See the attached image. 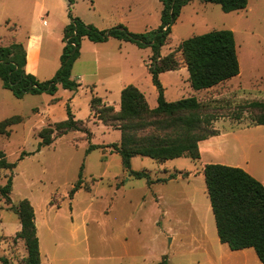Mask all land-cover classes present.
<instances>
[{"label": "rangeland", "instance_id": "obj_1", "mask_svg": "<svg viewBox=\"0 0 264 264\" xmlns=\"http://www.w3.org/2000/svg\"><path fill=\"white\" fill-rule=\"evenodd\" d=\"M161 12V0H76L71 9L73 16L98 29L122 24L131 32L156 29ZM69 21L66 0H0V45L24 44L30 32L41 35L40 69L51 72L54 68L52 78L61 65L63 30ZM212 29L233 31L239 74L205 91L185 83L189 75L186 68L169 71L162 76L167 90L164 96L170 101L195 96L204 106V113L215 117L212 127L220 120L253 124L259 110L246 103L264 101V0H248L246 8L230 12L222 11L216 3L191 0L173 23L161 55L176 49L182 40ZM52 38L60 41H50ZM97 44L106 49L121 44L129 60L123 73L130 62L143 86L154 89L146 68L150 47L113 37ZM93 46L87 38L81 40L80 52L84 54L75 60L73 73L83 66H93L86 54ZM177 58L181 60L179 53ZM100 67L99 75L103 76L104 66ZM56 86L54 94L26 93L16 98L0 80V121L12 115L23 117L22 122L11 126L8 136L0 134V150L9 162L16 163L13 169H0V186L12 176L11 203L0 195V256L7 257L10 264H24L26 249L23 240L15 237L20 225L10 206L27 198L36 209L40 232L48 233L46 226H53L54 236L43 238L46 248H53L54 241L60 247L72 240L69 223L79 228L80 236H84V230L89 248L82 246L77 254H66L69 260L78 257L77 264H158L163 257L167 264H262L252 247L231 250L220 241H206L214 236L216 228L211 207L205 205L209 201L200 161L179 157L158 162L150 157H134L131 167L145 170L153 178L165 175L164 169L174 166L190 173L185 179L156 182L147 191V179L132 176L127 180L120 155L106 149L119 140V130L87 119L90 106L84 93L71 101L76 90L59 83ZM89 89H85L87 95H91ZM97 90L104 93L100 83ZM112 99L118 104L120 96ZM67 105L75 118L88 120L91 138L73 130L57 136L49 145H39L37 132L53 121L66 119ZM22 151L29 154L20 158ZM80 172L82 187L70 196ZM154 195L161 198L165 212L152 210Z\"/></svg>", "mask_w": 264, "mask_h": 264}, {"label": "trees", "instance_id": "obj_2", "mask_svg": "<svg viewBox=\"0 0 264 264\" xmlns=\"http://www.w3.org/2000/svg\"><path fill=\"white\" fill-rule=\"evenodd\" d=\"M191 0H161V23L156 29L146 32H131L118 24L108 29H98L71 13L76 0H66L69 23L63 30L60 67L55 75L40 81L35 75L25 71L26 51L22 43L13 42L0 45V80L16 98L26 93L54 94L59 83L63 88L77 90L80 83L71 77L75 60L80 55L81 40L85 37L93 42H104L109 37L131 41L139 47H150L151 56L147 70L157 89V106L150 108L144 94L129 84L121 90L120 106L101 102L92 96L90 105L94 116L107 125L120 130V140L108 144L118 153L123 168L135 178L153 180L145 170H133L131 158L145 156L157 161L181 156L197 160L200 157L198 142L217 133L212 127L215 117L204 113V106L195 96L182 97L174 101L166 100L159 74L185 66L188 80L194 90L215 86L239 74V60L234 33L231 29H212L182 40L176 49L161 55V48L167 43L171 27L181 13L183 6ZM216 3L222 11L230 12L246 8L248 0H199ZM180 54L181 60L177 58ZM246 106L259 110L255 123L264 124V101H249ZM68 117L42 127L37 135L39 145H49L57 136L69 131H81L88 139L92 132L86 121L76 119L67 105ZM23 121L21 115H12L0 121V134L8 136L11 126ZM93 145H90L91 149ZM29 152L22 151L20 158ZM16 163L9 162L0 150V169H13ZM206 192L210 200L222 243L231 250L252 247L264 264V184L240 167L224 164H206L203 169ZM177 172L171 173L173 178ZM167 179V178H165ZM161 179V180H165ZM82 187L81 172L69 195ZM12 176L0 186V195L7 204L11 203ZM10 208L17 215L20 229L15 237L23 239L26 249L24 264H40L39 241L35 223V212L27 198L20 199ZM1 264H10L9 259L0 256ZM158 264H167L166 258Z\"/></svg>", "mask_w": 264, "mask_h": 264}, {"label": "crops", "instance_id": "obj_3", "mask_svg": "<svg viewBox=\"0 0 264 264\" xmlns=\"http://www.w3.org/2000/svg\"><path fill=\"white\" fill-rule=\"evenodd\" d=\"M40 16L42 17L43 15H40ZM84 22H88V21H84ZM43 24L46 25L45 20L43 21ZM41 38H42L41 35H36L30 32L29 35L27 36L25 43L23 44L25 47V51H26L25 71L27 73H31L35 75L38 79H39V76L41 78L47 79V78H50V76H52L54 72V68L51 70V72L50 70L40 69L39 61H40V55H41V50H42ZM52 40H54V38H52L50 41ZM58 40L60 41V39H57L54 41L58 42ZM91 42H92V45L94 46L92 47V50L87 52L86 54H87V61H91L93 63V66L88 67V68L86 66H83L79 68V71L75 73L72 72L73 68L71 70V77L76 79L80 83V86L74 92L77 95H74L71 101H74L76 97H80L81 94L84 93V96L89 100L88 103L90 106V113L87 117L88 120L89 118H93V120H96L102 123L106 127H114L111 125L104 124L99 119L94 117L93 112L91 111V105H90L91 98L92 96L99 97L102 103L107 104V105H113L115 110H118L120 106V101L118 102V104H116V101L112 99V96H120L121 90L129 84L136 86L144 94L147 104L150 108H154L157 106V90L155 86L152 84L154 86V89L151 86L148 87L147 85L146 87H144L141 81H139V78H140L139 73L135 72L130 62H129V65H127V69L125 70V73H123V66L128 59L125 55V52H126L125 50H124L125 52L123 53V47L121 44L118 45L116 48L106 49V48H103V46L98 45L97 43L99 42H93V41ZM62 43H63L62 44V47H63L64 42L62 41ZM53 44L55 45L54 48H56L55 42H53ZM83 54H84L83 52L82 53L80 52V55L77 58V60H80L83 57L82 56ZM100 65L104 66L103 69L105 70V75L103 74V76L99 75V70L101 69ZM182 68H186V67L182 66L178 69H175V71L177 70L180 71ZM169 71H174V70H169ZM169 71H164L159 74V79L162 82L163 87H164V95H166L167 90H166V86L164 82L162 81V76L166 75V73ZM147 73L150 75L149 72ZM124 75L127 77L126 81L123 79ZM91 76L97 77V79L95 81L88 80V77H91ZM188 81L189 80L187 77L185 80V83L186 84L189 83ZM97 83L98 84L100 83L102 85L104 93H100L98 90L96 91ZM222 83L224 82H221L219 84H222ZM215 86L206 88L205 91L212 89ZM87 88H90L89 90H90L91 95H87V92L85 90ZM52 101H56V98H53ZM36 114H38V112H36ZM87 119L85 120L82 119V120L88 122ZM54 122H57V121H53L52 123ZM213 128L217 130L216 134L210 135L209 137L204 138L198 142V149H199L200 157L196 161H200L202 173H203L204 166L206 164H210V163L224 164V165H229V166L240 167L246 172H248L250 175H252L255 179H257L258 181L264 184V124L232 123L230 121L226 122L224 120H220V121L215 122ZM106 149L113 152V150L109 146H107ZM134 157L136 156H133L131 158V166H132V160ZM181 157H186V156H181ZM165 161H158V162H165ZM103 163L106 164L108 163V161L103 160ZM131 168L133 170H137L135 167H131ZM186 170L187 169L174 166L173 169L171 168L164 169L165 175L163 176L156 177V178H153L152 176H150V178L153 181L150 183H147L148 184L147 191H150L151 186L154 183L159 182V181L170 182V181H177V179L188 178L190 173L189 171H186ZM173 172H177V175L173 178H168V176ZM122 174L124 176L126 175L128 176L127 180H129L130 177H132L131 175L127 173L125 169L122 171ZM203 176H204V173H203ZM161 179H165V180H161ZM205 191H206V184H205ZM160 199H161L160 197L154 195L152 204L150 205L154 212H160V211L165 212V208L162 206L163 203H161ZM208 201L209 202L206 201L205 203L207 209L208 207H211L209 197H208ZM34 212H35V223H36V228H37V236H38V241H39L40 264H77L76 261L79 260L78 257H75L69 260L66 258V254H68L69 252L73 254H77L78 248L82 246L85 249L89 248V244L85 242L86 237H85L84 230H82L83 231L82 234H84V236H80L79 228L74 226V224L69 223L67 228H68L69 233L71 234L72 240L70 242L69 241L63 242L60 247L58 246L60 244L54 241L53 248L48 249L44 246L43 238H46L47 235H49L50 238L54 236L55 232H54L53 226L47 225L46 228L48 230V233L47 232L41 233L40 226H38V220H37V214H36L35 208H34ZM215 228H216V225H215ZM19 229H20V226H19ZM215 235H217V228H216V232H214V236H210L209 238H206V241L207 242L216 241V240L220 241L218 235L217 236ZM59 248L64 249L65 253H59L61 251L59 250ZM90 258L91 256L88 255L87 259L89 260Z\"/></svg>", "mask_w": 264, "mask_h": 264}]
</instances>
